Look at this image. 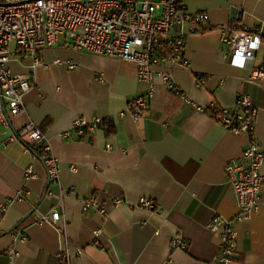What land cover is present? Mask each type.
I'll return each mask as SVG.
<instances>
[{
	"label": "crops",
	"instance_id": "obj_1",
	"mask_svg": "<svg viewBox=\"0 0 264 264\" xmlns=\"http://www.w3.org/2000/svg\"><path fill=\"white\" fill-rule=\"evenodd\" d=\"M177 2L182 11L209 19L198 32L185 25L189 67L174 70V89L155 76L152 97L131 63L73 51L64 38L38 52L36 87L25 98V112L7 128L0 124V264H62L57 254L65 249L69 264H209L221 244L220 234L206 228L214 216L234 230L232 264H264V188L257 211L238 221L237 195L224 172L228 164L244 163L250 138L234 135L204 111L232 109L248 97L257 108L252 138L264 150V81L250 82L249 64L231 63L218 29L260 32L251 63L264 66V0ZM13 60L12 73L28 72L29 60ZM141 96L148 107L135 121L126 109ZM76 119L85 124L81 135L73 128ZM96 119L100 123L89 131ZM29 121L42 132L47 157L55 159V176L28 142L13 138ZM28 168L32 175L25 177ZM113 198L122 204L114 206ZM88 199L98 206L84 211ZM141 200L155 205L143 208ZM53 212L63 219L36 223ZM176 236L188 244L185 250L173 248ZM11 246L17 253L12 262Z\"/></svg>",
	"mask_w": 264,
	"mask_h": 264
},
{
	"label": "built area",
	"instance_id": "obj_2",
	"mask_svg": "<svg viewBox=\"0 0 264 264\" xmlns=\"http://www.w3.org/2000/svg\"><path fill=\"white\" fill-rule=\"evenodd\" d=\"M208 19L207 13L182 11L177 0H0V124L7 128L11 118L25 112V98L36 87L35 70L40 65L38 52L57 45L61 38L73 51H87L133 64L138 81L147 86L146 95L152 97L155 76L174 89L171 82L174 70L189 67L184 56L185 25L190 31L198 32L200 24ZM218 29L220 43L231 52V63L240 68L249 64L250 82H263L264 66L251 63L261 42L260 32L248 33L245 27L218 26ZM13 57L19 64L21 60H29L25 66L27 73L11 72L8 66L14 61ZM184 101L197 111L204 110L188 97ZM147 107V99L141 96L133 98L126 111L138 121ZM256 113L257 108L246 96L240 98L232 109H219L218 121L224 128L234 135L244 134L250 138L241 155L244 163L234 162L224 169L237 195L238 221L249 220L257 211L264 188V150L252 138ZM99 123L100 120L96 119L87 129L93 131ZM84 126L80 119L73 122L79 135L84 132ZM13 138L37 145L44 136L29 121ZM44 150L46 152L48 148L44 147ZM44 160L51 166L50 176H55V159L46 157ZM31 173L28 168L25 177ZM112 202L114 206L122 204L120 198H113ZM140 204L146 209L155 205L148 200H141ZM91 206L98 205L88 199L83 210ZM100 212L106 215L105 208H100ZM61 219L62 214L53 212L51 216L41 215L36 223H56ZM206 228L219 233L221 238L219 254L209 264H232L234 230L217 216L210 219ZM12 237L17 240V233ZM172 246L185 250L188 244L176 236ZM80 253L78 250L77 254ZM16 255L13 246L7 249L10 262ZM57 257L62 264L70 262L67 249Z\"/></svg>",
	"mask_w": 264,
	"mask_h": 264
},
{
	"label": "trees",
	"instance_id": "obj_3",
	"mask_svg": "<svg viewBox=\"0 0 264 264\" xmlns=\"http://www.w3.org/2000/svg\"><path fill=\"white\" fill-rule=\"evenodd\" d=\"M206 113L213 115L214 117L218 118L219 116V109L217 108H211L208 110H205ZM113 127L110 123H107L106 131L107 133H111ZM31 150L38 156L39 159L44 160L47 157V154L44 151V145L37 144V145H30Z\"/></svg>",
	"mask_w": 264,
	"mask_h": 264
},
{
	"label": "water",
	"instance_id": "obj_4",
	"mask_svg": "<svg viewBox=\"0 0 264 264\" xmlns=\"http://www.w3.org/2000/svg\"><path fill=\"white\" fill-rule=\"evenodd\" d=\"M232 10H234V9H232ZM233 12V11H232Z\"/></svg>",
	"mask_w": 264,
	"mask_h": 264
}]
</instances>
